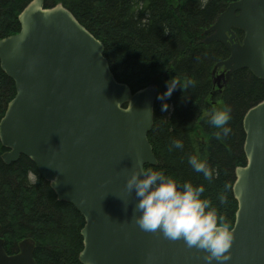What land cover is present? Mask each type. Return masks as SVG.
<instances>
[{
	"label": "water",
	"instance_id": "obj_1",
	"mask_svg": "<svg viewBox=\"0 0 264 264\" xmlns=\"http://www.w3.org/2000/svg\"><path fill=\"white\" fill-rule=\"evenodd\" d=\"M57 5L32 0L18 16L20 31L0 40V66L16 89L0 121L3 162L29 158L58 199L84 218L82 264H208L204 250L135 223L137 198L126 181L141 164L158 165L148 139L156 85L133 93L118 82L104 44ZM210 32L205 43H223L230 53L213 74L224 67L227 84L247 69L264 81V0L231 3ZM243 127L247 162L235 169L231 258L212 264H264V99L246 112ZM35 248L25 239L8 254L0 236V264H38Z\"/></svg>",
	"mask_w": 264,
	"mask_h": 264
},
{
	"label": "trees",
	"instance_id": "obj_2",
	"mask_svg": "<svg viewBox=\"0 0 264 264\" xmlns=\"http://www.w3.org/2000/svg\"><path fill=\"white\" fill-rule=\"evenodd\" d=\"M32 0H0V40L20 31L19 14ZM238 0H44L46 7L62 4L105 46L104 56L120 83L135 93L156 85L154 126L148 135L158 165L179 181L203 184L204 196L235 224L238 202L233 195L235 169L246 165L243 120L264 99V81L249 70L234 73L223 91L214 86L213 69L228 56L218 43L205 44V32L227 7ZM179 84L170 97H158L167 81ZM14 82L0 66V121L14 99ZM169 105L163 109V104ZM231 109L228 126L220 131L210 122L212 110ZM183 141L182 148L172 141ZM7 150L0 141V236L8 254L32 239L38 264H82L81 230L84 218L73 205L60 201L27 157L11 165L3 162ZM206 159L213 170L208 179L188 163L191 155ZM227 185V188L225 187ZM225 194L227 202L220 204Z\"/></svg>",
	"mask_w": 264,
	"mask_h": 264
},
{
	"label": "clouds",
	"instance_id": "obj_3",
	"mask_svg": "<svg viewBox=\"0 0 264 264\" xmlns=\"http://www.w3.org/2000/svg\"><path fill=\"white\" fill-rule=\"evenodd\" d=\"M59 7V5H57ZM167 83V90L158 98L170 97L179 84L182 88L187 84L195 83L187 80L185 84L177 78H171ZM123 111L131 110L129 101ZM122 104L118 102L120 108ZM163 109H168L167 103ZM231 119V109L224 105L214 108L211 115V124L220 131L217 136H227L231 132L228 122ZM172 147L182 148L183 141L174 139ZM141 163L140 160L137 161ZM188 163L205 178L213 176V170L206 159H201L194 154L188 158ZM227 188V185L225 186ZM127 192L134 191L136 203L134 211L138 213L134 217L135 223L146 232H159L164 238L172 241L183 240L186 247L204 250V259L208 264L225 262L231 258L229 249L234 241V233L231 221L220 212L212 199L204 196L203 184L194 185L190 181H179L162 169L141 167L139 171H133L126 181ZM220 204L227 202V196H219ZM87 264H91L88 261Z\"/></svg>",
	"mask_w": 264,
	"mask_h": 264
},
{
	"label": "flooded vegetation",
	"instance_id": "obj_4",
	"mask_svg": "<svg viewBox=\"0 0 264 264\" xmlns=\"http://www.w3.org/2000/svg\"><path fill=\"white\" fill-rule=\"evenodd\" d=\"M235 33H236V35H237L238 42L241 43V41H242V37H241L240 32L237 31V30H235ZM212 35H213V33H209L207 39H209ZM228 56H229V53H228ZM228 56L226 57V59L228 58ZM222 72H223V69H220V70L218 71V73H216V83H217L218 86H223L224 83H225V78H224V77H220V74H221Z\"/></svg>",
	"mask_w": 264,
	"mask_h": 264
}]
</instances>
